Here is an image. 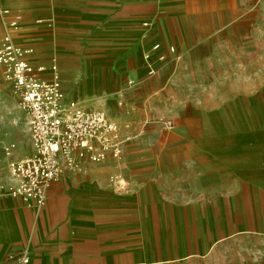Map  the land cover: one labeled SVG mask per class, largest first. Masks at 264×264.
I'll return each instance as SVG.
<instances>
[{
    "label": "crops",
    "instance_id": "1",
    "mask_svg": "<svg viewBox=\"0 0 264 264\" xmlns=\"http://www.w3.org/2000/svg\"><path fill=\"white\" fill-rule=\"evenodd\" d=\"M146 1L0 0V39L13 30L7 19L20 14L14 41L33 48L36 63L57 61L65 99L88 108L106 104L116 121L129 123L121 127L120 137L129 140L118 163L113 157L85 160L81 169L65 171L44 207L0 194V264H14L8 253L22 250L29 252V264H199L225 239L224 223L197 212L213 208L209 195L240 192L242 172L256 170L257 141H233L215 116L218 110L198 108L199 136L170 143L186 155L137 153L138 146L168 141L174 132L164 134L169 129L153 123L161 117L155 92L144 94L142 104L140 95L132 98L156 81L157 72L138 82L145 76L143 53L159 41L182 53L157 37L148 19L156 11L146 12ZM168 63L157 62V70ZM246 146L251 152L245 156ZM30 152L29 144L16 158ZM246 161L252 164L248 171L241 168Z\"/></svg>",
    "mask_w": 264,
    "mask_h": 264
},
{
    "label": "rangeland",
    "instance_id": "2",
    "mask_svg": "<svg viewBox=\"0 0 264 264\" xmlns=\"http://www.w3.org/2000/svg\"><path fill=\"white\" fill-rule=\"evenodd\" d=\"M144 9L156 11L148 19L157 37L176 43L183 54L180 61L158 68L152 89L132 96L140 95L142 104L144 94L155 92L153 96L160 100L153 106H159V116L173 123L162 132L174 131L168 141H149L143 149L138 146L137 153L186 155L185 148L170 149V143L199 136L198 108L218 110L215 116L225 133L233 134V141H257L256 170H249L248 161L241 164L249 172H242L241 188L236 189L240 192L209 195L213 208L197 212L206 214L210 223H224L225 236L212 256L199 264H256L260 260L264 264V0H147ZM96 108L107 110L108 106ZM29 144L28 117L0 70V194H10L8 163ZM10 145L8 154L4 147ZM241 150L245 156L251 152L247 146ZM256 253L261 257L256 258Z\"/></svg>",
    "mask_w": 264,
    "mask_h": 264
},
{
    "label": "built area",
    "instance_id": "3",
    "mask_svg": "<svg viewBox=\"0 0 264 264\" xmlns=\"http://www.w3.org/2000/svg\"><path fill=\"white\" fill-rule=\"evenodd\" d=\"M22 20L13 14L7 24L17 29ZM13 30L0 39V67L3 79L12 89L17 105L29 121L31 152L11 160L8 169L11 179L10 195L19 198L28 206H45L50 187L65 171L79 170L85 160L100 162L113 157L118 163L123 144L128 137H120L119 123L105 109L88 108L74 99H65L61 88L58 63L55 59L45 62L32 60L33 48L16 43ZM182 53L176 45L154 42L143 53L145 76L138 82L152 77L157 72L156 63L178 62ZM127 86L133 81L127 80ZM153 123L162 129L173 126L172 120L158 117ZM13 145L4 147L10 153ZM7 260L14 264H29L27 250L9 252Z\"/></svg>",
    "mask_w": 264,
    "mask_h": 264
}]
</instances>
